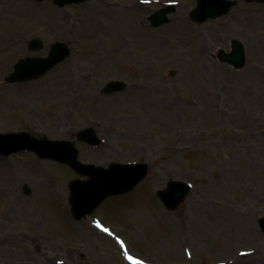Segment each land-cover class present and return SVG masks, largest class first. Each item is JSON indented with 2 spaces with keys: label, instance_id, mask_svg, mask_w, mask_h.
I'll return each instance as SVG.
<instances>
[{
  "label": "rangeland",
  "instance_id": "rangeland-1",
  "mask_svg": "<svg viewBox=\"0 0 264 264\" xmlns=\"http://www.w3.org/2000/svg\"><path fill=\"white\" fill-rule=\"evenodd\" d=\"M235 1L228 15L197 24L189 18L197 0H88L65 8L0 0V15L13 17H0V47L12 35L22 48L15 55L0 48V132L72 141L79 159L96 166L150 165L134 191L76 222L68 184L86 177L31 152L0 156V190L12 192H0V212L33 216L41 229L35 236L27 226L26 238L0 233V264H123L126 254L146 264H264V4ZM135 4L138 12L130 9ZM168 5L175 8L169 22L152 28L151 15ZM36 37L43 48L32 51ZM234 39L246 49L242 70L217 59ZM57 42L71 52L46 76L6 81L19 60L46 57ZM111 80L129 87L102 96ZM84 128L103 144L78 142ZM169 180L192 185L175 212L156 194ZM56 186L62 191L48 190ZM16 252L30 261H18Z\"/></svg>",
  "mask_w": 264,
  "mask_h": 264
},
{
  "label": "water",
  "instance_id": "water-1",
  "mask_svg": "<svg viewBox=\"0 0 264 264\" xmlns=\"http://www.w3.org/2000/svg\"><path fill=\"white\" fill-rule=\"evenodd\" d=\"M42 2L44 0H34ZM57 6L64 8L70 4H80L86 0H53ZM264 3V0H257ZM236 1L231 0H197L196 8L190 13V19L196 23H203L209 19H216L227 15L236 6ZM174 12V8L169 6L160 12H156L150 18L153 27L158 28L169 22V14ZM43 43L39 39L30 42L29 48L33 51L40 50ZM232 51L230 53L221 50L218 59L235 70L243 69L246 65V54L243 43L233 40ZM70 55V49L62 42L52 45L49 56L27 57L14 66V72L8 76L10 83L25 82L42 78L59 63ZM174 75V72L172 73ZM102 94L110 95L124 91L128 85L122 81H111L104 85ZM79 142H86L92 146H99L102 140L97 136L95 130L91 128L78 132ZM22 150H31L41 158L53 159L71 166L75 172L86 176L87 180H75L70 183V204L74 219L79 221L90 215L98 208L105 199L131 192L148 175L147 164H121L112 163L106 169L101 166L85 164L79 160V152L74 142L40 140L32 137L28 133H17L0 135V153L9 156ZM191 186L182 181L171 180L165 188L157 191V195L163 205L169 211H176L191 193ZM25 193L30 194V190L25 187ZM259 225L264 233V219L259 220Z\"/></svg>",
  "mask_w": 264,
  "mask_h": 264
},
{
  "label": "bare ground",
  "instance_id": "bare-ground-1",
  "mask_svg": "<svg viewBox=\"0 0 264 264\" xmlns=\"http://www.w3.org/2000/svg\"><path fill=\"white\" fill-rule=\"evenodd\" d=\"M139 7H140L139 4H135L130 9L132 11H134V12H138ZM22 13L27 14L29 17H32V19H35V18L36 19H39L37 17V13L35 11H33V10H25V12L22 11ZM0 17L3 18V21L4 22H10V20L13 19V17L12 16H9L8 14H4V16L3 15H0ZM181 28L184 29V26H182ZM135 29H137V31L140 32V31L143 30V27L138 24V25H135ZM194 40H195V37H194ZM3 42L5 44H3L0 48L1 49H5L6 48V50L9 49V48L10 49L13 48V50H16V52L14 53V55L17 54V52H19L22 49L21 47L18 46L19 43L17 41H14V37L12 35H7L5 38H3ZM242 93L243 92H240V94H242ZM61 95H63V94L60 91L58 96H61ZM226 108H227V110L229 112L232 111V108L229 105H227ZM60 189L62 191V187L61 186H56V188L54 187V189L48 188V190L51 191V192H54V194L57 193V192H59ZM0 192H4L6 194V196H9V197L12 194V192L9 191L7 188L1 189ZM16 206L20 208L19 211L22 210V211L26 212L27 209H28V214H29V210L31 209L30 206L29 207H26L25 204L23 205V203H20V202H18L16 204ZM136 216L138 218H140L141 211H138L136 213ZM0 221L2 222V224L0 225V233L1 234H8V233L10 234V233H14L15 232L19 236L26 238V237H29L30 236L29 235V229H27V226L28 227H30V226L33 227V230L32 231H33V233H34L35 236L41 234V229H40V227H38L40 225V220H38L37 218H35L33 216H29V215L28 216H24V215L19 214V213L12 214L10 212V210H8V211H6L4 213L0 212ZM26 221L28 222L27 224H25ZM89 223H91V222L89 221ZM96 227L98 229L97 230L98 233H100L101 230L104 231L103 230L104 228L102 226L96 225ZM15 254L17 255V258L22 259V260H18V261H22V263L24 261H26V260L27 261H30L29 259H25V256L22 255L19 252H16ZM131 261H133V258L132 257L126 258L125 259V262L123 264H129Z\"/></svg>",
  "mask_w": 264,
  "mask_h": 264
}]
</instances>
